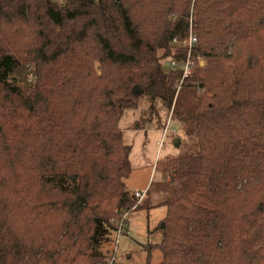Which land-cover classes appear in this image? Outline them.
<instances>
[{"label":"trees","instance_id":"obj_1","mask_svg":"<svg viewBox=\"0 0 264 264\" xmlns=\"http://www.w3.org/2000/svg\"><path fill=\"white\" fill-rule=\"evenodd\" d=\"M142 100L195 148L149 207L118 127ZM159 206L144 264H264V0H0V264H108L123 213Z\"/></svg>","mask_w":264,"mask_h":264},{"label":"rangeland","instance_id":"obj_2","mask_svg":"<svg viewBox=\"0 0 264 264\" xmlns=\"http://www.w3.org/2000/svg\"><path fill=\"white\" fill-rule=\"evenodd\" d=\"M52 1L63 3V0ZM164 69L166 70L167 67L164 66ZM12 79L18 83L26 82V69L19 68ZM157 109L158 118L149 116V103L142 100L139 109L125 111L118 124L123 133L124 142L131 147L132 171L125 180L126 187L135 193H143L146 207L154 206L159 199L156 188L158 183H162L165 179L163 170L167 161L195 152L192 146L194 140L188 137L184 129L171 121V113L161 106ZM169 120L167 134L163 136V129ZM176 127L177 132L172 133ZM177 140L178 146L175 145ZM148 190L149 193L146 195ZM165 215L166 207L164 206L155 207L149 211L140 208L129 212L126 230L120 237L114 234L113 241L103 248L104 251H109L110 260L113 258V262L109 260V264H144L147 248L159 244L162 240L163 236L159 228ZM161 258V252L154 250L150 264H159Z\"/></svg>","mask_w":264,"mask_h":264},{"label":"built area","instance_id":"obj_3","mask_svg":"<svg viewBox=\"0 0 264 264\" xmlns=\"http://www.w3.org/2000/svg\"><path fill=\"white\" fill-rule=\"evenodd\" d=\"M196 42H197V40H196L195 35L190 33L188 38L185 41L182 42V45L184 47H186L187 50H188V55H187L186 61L183 64H178L175 61H171V62L167 63V66H168L170 71H172V72H175L177 70H181L182 71V79H181L179 85H181L183 83V81L186 78H188L191 75L192 71H193V62H191V60H190V52H191L193 46L196 44ZM174 43H176V41H174ZM201 64H203L202 61H201ZM169 125H170V120L167 122L165 128L163 129V136H165L167 134ZM177 130H178L177 127L174 128L172 133H176ZM135 198L137 199V201L139 203L141 200H143L144 194L136 192L135 193ZM127 215H128L127 213H123L121 218L118 219V221L116 222L117 231H116L115 234H116L117 237H120L123 234V232L126 230ZM110 262L111 263L113 262V258L110 260Z\"/></svg>","mask_w":264,"mask_h":264},{"label":"water","instance_id":"obj_4","mask_svg":"<svg viewBox=\"0 0 264 264\" xmlns=\"http://www.w3.org/2000/svg\"><path fill=\"white\" fill-rule=\"evenodd\" d=\"M166 66H167V64H166ZM177 143H178V140H177V141H175V145H176V146H178V145H177ZM160 227H161V229H162V228L164 227V225H163V224H161V226H160Z\"/></svg>","mask_w":264,"mask_h":264},{"label":"crops","instance_id":"obj_5","mask_svg":"<svg viewBox=\"0 0 264 264\" xmlns=\"http://www.w3.org/2000/svg\"><path fill=\"white\" fill-rule=\"evenodd\" d=\"M165 216H166V215H165ZM160 243H161V242H160ZM160 243H159V244H160ZM159 244H156V245H159Z\"/></svg>","mask_w":264,"mask_h":264}]
</instances>
